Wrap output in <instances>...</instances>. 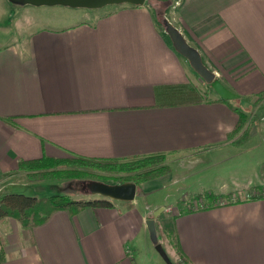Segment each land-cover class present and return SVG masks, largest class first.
Wrapping results in <instances>:
<instances>
[{"label":"crops","instance_id":"1","mask_svg":"<svg viewBox=\"0 0 264 264\" xmlns=\"http://www.w3.org/2000/svg\"><path fill=\"white\" fill-rule=\"evenodd\" d=\"M155 1L164 13L154 0L116 6L92 20H55L24 39L16 30V40L0 44V201L12 193L48 197L45 182L31 184L19 169L45 157L179 155L171 183H187L175 187L180 195L221 196L264 184V148L254 176L225 171H246L254 158L245 145L256 127L249 140L237 141L246 103L264 93V0ZM168 23L238 99L223 100L201 79L175 47ZM158 181L138 187L133 202L76 215L59 210L30 231L0 219L2 264H148L144 252L155 250L148 210L156 212L148 200L168 193L167 182ZM64 189L51 195H68ZM154 219L158 231L173 235L164 245L176 263L264 264V199L170 214L161 227Z\"/></svg>","mask_w":264,"mask_h":264},{"label":"rangeland","instance_id":"2","mask_svg":"<svg viewBox=\"0 0 264 264\" xmlns=\"http://www.w3.org/2000/svg\"><path fill=\"white\" fill-rule=\"evenodd\" d=\"M151 1V0H149ZM153 1V0H152ZM159 3V1L151 2V6H155V4ZM116 6H108L101 10H84V9H73L69 7H63V6H55V7H32V6H20L16 4H12L9 0H0V44H5L7 42H11V37L14 38V40L17 39V35L15 33L16 30L20 33L21 39H24L27 34H30L31 30H36L38 28H41L43 26H55L56 24L53 23V21L60 19V22L57 23L58 26H62L64 24H70V23H77L81 20H87L89 17L90 20H92V15L94 13L99 14H105L110 11H112ZM157 7V6H156ZM165 7L162 5L157 7L158 12L164 13ZM88 13V15H87ZM160 19L162 20V24H165V15L161 14ZM52 21V22H51ZM170 25V24H169ZM165 27V25H164ZM202 79V78H201ZM205 82V81H204ZM208 84V83H207ZM211 86V84H208ZM212 88V86H211ZM213 89V88H212ZM214 90V89H213ZM234 104H237L236 102H233ZM244 108V104H240ZM248 107L247 109L244 108V110L247 113V119H246V125L245 130L242 136L239 138V143L242 141L246 142L251 137V132L254 130V127L257 129V135L250 139L246 145V153H248V157L253 156L254 158L251 159V161L247 162V166L250 168L246 171H240L239 166L232 167L225 169V171H235L239 173L246 172L249 176L255 175V166H256V160L260 158L261 152L264 148V96L263 97H257L254 99V103H246L245 105ZM243 142V143H244ZM256 150L258 152L256 153ZM244 153V154H246ZM64 159H68V157H65ZM179 155H170L165 156L163 158H153L150 159V164H148L149 160H139L138 162H121L120 168H96L93 166H82L77 163L75 164H63L61 167L54 168L53 170L57 169L58 176L56 178H47L46 180H34L27 177V182L33 184V183H44L45 182V188L50 191H45V194L49 196H53L51 194L54 188L57 186V188L62 187L65 188L63 191L68 192V195L70 198L74 200L79 199H95L99 196H93L90 195L89 190V184L91 183H104L108 185H120L124 183L130 182V175L127 171H124V165L125 163H129V166L132 165H140L139 170H143L147 168L148 166H152L153 169H156L158 171L164 172L163 174L159 175V177L155 179H151L150 181L159 180V183H166L167 192L166 189L157 191V194H160L159 196L152 197L150 200H148V203L150 205H153L155 209V215L160 213L161 215H164V211L168 210V212L172 214H176L179 212V210L188 209L189 206L195 202V199H192L195 197L194 193H186L183 195H180L175 189L176 186H186L187 183H178L173 184L171 182H174L176 179L172 175V165L177 160H180ZM264 162V161H263ZM262 162V163H263ZM134 163V164H133ZM264 164V163H263ZM262 164V165H263ZM262 165H260L259 169L262 168ZM254 167V168H251ZM150 169V168H147ZM168 170H170L169 173H166ZM261 172V170H260ZM166 173V174H165ZM147 181V182H150ZM260 180H253L252 182L256 184ZM139 183L136 184L137 187H141V185L146 184ZM157 182V183H158ZM264 182V181H263ZM132 183V182H130ZM170 183V184H168ZM42 185V184H41ZM264 186V184H263ZM43 187V186H42ZM174 187V189L172 188ZM247 187V186H246ZM264 188H258L252 187V188H240V190L233 193H225L222 197L225 198V201L227 203H233L236 201H243V200H252L253 197H257L260 194L264 195L263 193ZM51 192V193H50ZM71 193V194H69ZM26 194V193H25ZM153 194V193H152ZM203 194H208L204 193ZM101 198V197H100ZM140 199V196H139ZM182 202V203H181ZM147 201H144L142 199V204H146ZM197 208H201L200 206H197ZM150 218L154 219V211L148 210L150 212ZM163 213V214H162ZM170 214L166 217H161V215L157 216V223L158 227L162 226V222L165 221L166 218H170ZM8 226V225H7ZM157 242L156 244H160L163 250L165 251L169 262L171 264H181V262L176 263L175 261H172L170 257L168 256L166 252V247L168 245H164L167 241V239H170V242H172L173 235L166 234L163 230V228H159V231L157 229ZM12 232V231H11ZM167 235V236H166ZM164 240L166 242H164ZM155 244V245H156ZM153 253V254H152ZM152 253H145L147 257L148 264H168L162 257L161 253L158 252V250H153ZM153 260V262H152Z\"/></svg>","mask_w":264,"mask_h":264},{"label":"trees","instance_id":"3","mask_svg":"<svg viewBox=\"0 0 264 264\" xmlns=\"http://www.w3.org/2000/svg\"><path fill=\"white\" fill-rule=\"evenodd\" d=\"M264 93L259 97H263ZM244 110V109H243ZM246 113V111L244 110ZM241 113L242 129L246 125V114ZM246 140V139H245ZM244 140V141H245ZM242 141L241 143H243ZM239 143V141H237ZM240 144V143H239ZM166 155H156L150 157L143 158H135L128 159L124 161H94L84 159L83 157H68V159H53V158H43L41 160L32 161V162H21L19 165V169L28 174V176L34 180H46L47 178H56L58 176L57 169L54 168L61 167L63 164H79L84 166H93L96 168H120L121 162H138L139 160H149L148 164H150V159L153 158H163ZM129 163H125L124 171H127L130 175V182L139 184L150 181L151 179H155L159 177V175L164 172L153 169L152 166H148L150 169L139 170L140 165H132L129 166ZM133 163V164H134ZM168 170L166 173H169ZM165 173V174H166ZM262 177L264 178V164L261 168ZM263 185H259L258 188H263ZM264 193V191H263ZM233 194H235L233 192ZM253 197L252 200L246 201H254L259 199H264V195ZM223 195H213V194H201L193 197L195 202H193L188 209L179 210V213H190L200 210L214 209L219 207H224L236 203H240L242 201H236L233 203L224 202L225 198ZM182 203V202H181ZM200 206L201 208H197ZM114 205L111 201L103 199V198H95V199H79L74 200L70 198L68 195L59 194L53 195L49 197H34V196H26L24 194H8L2 197L0 201V219L9 218L12 219L22 225L25 230H33L34 228L44 224L49 218L59 210L69 211L71 215H76L86 208H113ZM5 240L0 235V264H2L6 260V255L4 252Z\"/></svg>","mask_w":264,"mask_h":264},{"label":"water","instance_id":"4","mask_svg":"<svg viewBox=\"0 0 264 264\" xmlns=\"http://www.w3.org/2000/svg\"><path fill=\"white\" fill-rule=\"evenodd\" d=\"M12 4L20 6L32 7H55L63 6L73 9L84 10H101L108 6H123L130 5L140 7L145 5L148 0H9ZM167 29L172 37L173 43L177 50L184 55L191 63L192 67L201 76V78L208 84H211L214 91L223 99L232 101L238 99V95L229 91L215 75L210 72L202 63L201 57L197 51L192 49L183 39V37L171 26L167 24ZM137 185L135 183H124L120 185H108L104 183H91L89 184L90 195L99 196L109 201H119L130 203L135 200L137 193ZM160 215L156 214L155 217ZM150 237L154 243L157 242V230L155 219H150L147 222ZM156 250L161 253L163 259L168 263L169 259L160 244L155 245Z\"/></svg>","mask_w":264,"mask_h":264},{"label":"built area","instance_id":"5","mask_svg":"<svg viewBox=\"0 0 264 264\" xmlns=\"http://www.w3.org/2000/svg\"><path fill=\"white\" fill-rule=\"evenodd\" d=\"M264 188V187H263ZM262 194V193H261ZM243 201H246V200H243Z\"/></svg>","mask_w":264,"mask_h":264}]
</instances>
